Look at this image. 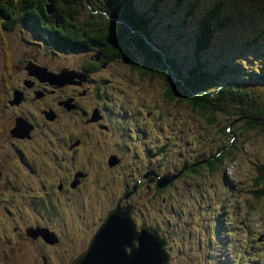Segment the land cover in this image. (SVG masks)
I'll return each mask as SVG.
<instances>
[{
    "label": "rangeland",
    "instance_id": "rangeland-1",
    "mask_svg": "<svg viewBox=\"0 0 264 264\" xmlns=\"http://www.w3.org/2000/svg\"><path fill=\"white\" fill-rule=\"evenodd\" d=\"M212 1L199 0L192 5V0H136V4L148 13L155 7L157 31L167 53L174 51L180 70L186 71L197 60L213 70L224 64L228 67L223 72V83L235 80L250 85L264 74V14L242 9L240 20L234 26L240 32L233 28L218 29L208 49L195 54L193 36L198 19L204 5ZM158 32L153 29L152 36L162 44ZM231 68L237 71L234 75L227 74ZM112 70L114 78L108 72L104 75L110 78L112 89L109 87V90L114 94L117 110L122 106L130 114L126 121L122 116L119 121L130 125V134L136 138H128L130 150L123 154V169H117L109 179L116 181L133 171L143 180L153 177L155 183H149L150 186L155 194L162 193V196H154L149 188L144 187V181L138 180L140 196L135 198L139 207L136 217L132 216L134 229L139 231L136 226L141 223L158 222V235L164 236L167 243L168 264H254L258 259L264 260V248H259L255 241L264 232V197L257 199L252 186L256 166L264 165V134L241 132L238 117L222 109L215 115V131L218 130L219 135H215V131L206 132L195 112L163 99L162 85L157 80L139 81L121 64L113 65ZM228 124L230 126L226 129ZM109 138L114 145L126 142V130L115 128ZM228 144L231 145L229 149L227 146L217 153L221 146ZM159 147H164L162 153ZM138 151L140 158L135 159L133 155L136 157ZM228 153L230 159L226 157ZM215 154L222 155L217 170L200 166L196 172L182 175L183 165L187 167L196 162L203 165ZM78 160L87 161L85 154H79ZM132 177H127L130 179L129 188L136 184ZM107 188L112 190L110 186ZM122 189L123 185H115L112 192L102 195L101 201L107 198L116 200ZM57 201L54 197V202ZM84 203L82 216L67 213L64 229L59 226L61 223L57 225L58 221L54 223L59 235L57 243L50 246L53 248L50 259L54 264H66L85 250L89 239L81 233L89 227L86 223L90 220L83 218L97 210L102 217L109 209L102 202ZM247 204L252 207L250 211H247ZM24 220L25 223L31 221L28 216ZM116 224V220H112L113 230ZM20 230L27 238L24 227Z\"/></svg>",
    "mask_w": 264,
    "mask_h": 264
},
{
    "label": "trees",
    "instance_id": "trees-1",
    "mask_svg": "<svg viewBox=\"0 0 264 264\" xmlns=\"http://www.w3.org/2000/svg\"><path fill=\"white\" fill-rule=\"evenodd\" d=\"M198 1L192 0V5ZM245 4L248 10L264 14V0H215L213 4L206 3L205 13L200 17L193 36L194 53L208 49L214 39V31L219 27L221 30L233 28L240 32L234 28L240 17L229 10L238 12ZM154 11V6L150 13L140 9L136 0H0V72L4 67H11L12 57L22 61L25 57L23 52L34 47L37 48L39 60L50 62L39 47L40 41L27 28L31 24L37 28L38 37L51 36L52 42L58 45L67 44L81 52L98 50L99 59L88 62L91 64L90 70L98 69L100 79L106 83L110 78L103 77V72H108L114 78L115 73L111 69L114 64L123 65L139 81L157 80L162 85L163 99L195 112L206 132L217 129L215 115L222 109L229 110L238 117L241 132L255 131L257 134H264V74H260L256 82L247 85L235 80L223 83V72L228 67L224 64L213 70L197 60L186 71L180 70L176 65L174 51L167 53L164 48L165 43L154 22ZM151 13L154 18L146 16ZM153 29L160 34L158 40L162 44L153 38ZM52 48L54 49L53 46ZM262 55L264 56V51ZM103 65H106L105 71ZM236 72L231 68L227 74L234 75ZM106 83L101 81L98 87L105 95L112 97L113 93ZM229 126L230 124L226 125V129ZM215 135H219L218 130ZM230 146H221L217 153ZM227 156L230 159L229 153ZM221 158L222 155L215 154L207 158L203 165L191 163L184 168L183 173L196 172L200 166L217 170ZM126 175L129 176L126 173L122 177L125 179ZM140 178L135 174L131 179L135 182ZM140 181L144 180L141 178ZM252 186L255 189L254 196L257 199L263 198L264 165L256 166ZM130 189L134 195L140 196L139 184L130 186ZM2 192L4 191L0 190ZM246 208L251 210L252 207L247 204ZM18 209L22 207L19 206ZM148 223L156 230L159 229L157 221ZM164 246L167 249V243ZM168 253L166 252L169 261Z\"/></svg>",
    "mask_w": 264,
    "mask_h": 264
},
{
    "label": "flooded vegetation",
    "instance_id": "flooded-vegetation-1",
    "mask_svg": "<svg viewBox=\"0 0 264 264\" xmlns=\"http://www.w3.org/2000/svg\"><path fill=\"white\" fill-rule=\"evenodd\" d=\"M64 48L61 45L59 49ZM23 54L22 61L12 57L11 67H4L0 72V190L8 193L13 203L22 208H30L39 194L48 196L56 192L68 197L70 193L77 192L76 201L103 203L101 197L110 183L99 186L92 200L86 198L83 201L86 181L92 171L104 175L123 163L116 151L109 152V147L101 146V140H104V145L109 141L108 135L113 134L114 127L111 122L113 112L109 106L112 98L98 87L101 81L103 84L106 81L100 79L98 69L90 70L88 62L98 60L99 51H88L84 57L65 66L75 72L66 83L55 82L46 75L38 74L35 69L40 66L58 73L63 67L42 62L34 49ZM103 68L105 70L106 65ZM79 154H85L87 161L80 162ZM112 154L118 157L119 162L109 167L108 157ZM77 172H82L85 177L75 176V186L71 187ZM127 177H118L113 181L118 186L123 185L113 207L132 204L137 209V195L128 187ZM152 182L155 183L153 177L144 180L154 196H162V193H154L149 185ZM135 183L138 184V181ZM113 207L106 210L102 217L97 210L88 218H83L90 221L86 223L89 227L81 234L90 239L99 227L92 226L101 224ZM21 238L23 240L18 239L15 245L22 252L36 249L40 240L39 237Z\"/></svg>",
    "mask_w": 264,
    "mask_h": 264
},
{
    "label": "water",
    "instance_id": "water-1",
    "mask_svg": "<svg viewBox=\"0 0 264 264\" xmlns=\"http://www.w3.org/2000/svg\"><path fill=\"white\" fill-rule=\"evenodd\" d=\"M48 8H50V5ZM167 179L171 180L172 178ZM133 212L134 206L132 204L125 206L118 205L109 211L105 221L98 227L94 236L89 240L86 251L82 252L71 264H139L137 262H139L141 258H147L146 264H166L167 261L163 251V240L154 228L152 229L145 224H142L139 227V231H136L131 217ZM118 218L126 222L130 232L126 237H121V239L119 238V234L115 232L116 229H112V220H116L117 222ZM112 231L115 232L113 240L104 246H100L99 239L109 235ZM141 234H148V237H150L149 239L155 243V247L153 248V244L149 242L152 247L153 255L150 254L151 250L150 246L147 244L148 241L143 240V238L140 239ZM133 240L136 241L135 243L137 245H134ZM45 241L50 244L55 243L52 234H47V232ZM147 254H149L152 259L148 257Z\"/></svg>",
    "mask_w": 264,
    "mask_h": 264
},
{
    "label": "bare ground",
    "instance_id": "bare-ground-1",
    "mask_svg": "<svg viewBox=\"0 0 264 264\" xmlns=\"http://www.w3.org/2000/svg\"><path fill=\"white\" fill-rule=\"evenodd\" d=\"M115 232H117L118 234H119V238L121 239V237H126L127 235H128V233H130L129 232V230H128V227H127V224H126V222H124V221H122L121 219H117V228H116V231ZM115 232L114 231H112L109 235H107V236H104L103 238L101 237V239H99V245L100 246H104V245H106L107 243H109L111 240H113V238L115 237ZM149 235L147 234V235H143V234H141L140 235V239H142L143 238V240H145V241H148L147 242V244L150 246V250H151V253L150 254H152L153 255V253H152V247H151V245L149 244V242H150V237H148ZM120 243H121V241H120ZM151 243V242H150ZM122 244V243H121ZM152 246H153V248L155 247V243L154 242H152ZM148 255V257H150L151 258V256L149 255V254H147ZM147 259V258H146ZM146 259H144V258H141L140 259V261L139 262H137V263H139V264H146ZM152 259V258H151Z\"/></svg>",
    "mask_w": 264,
    "mask_h": 264
},
{
    "label": "clouds",
    "instance_id": "clouds-1",
    "mask_svg": "<svg viewBox=\"0 0 264 264\" xmlns=\"http://www.w3.org/2000/svg\"><path fill=\"white\" fill-rule=\"evenodd\" d=\"M132 220H133V218H132ZM142 224H145L146 226H148V227H151L152 229L154 228L150 223H141V224H139L138 226H136L137 227V229L139 230V227L142 225ZM155 229V228H154ZM158 233V232H157ZM160 237H161V239L163 240L162 242H163V251H164V254H165V257H166V261H167V263L166 264H168V260H167V255H166V252H167V249H165V241H164V239H163V236H161V235H159ZM169 237V234H167V238Z\"/></svg>",
    "mask_w": 264,
    "mask_h": 264
}]
</instances>
